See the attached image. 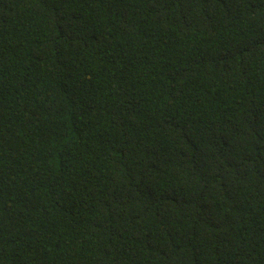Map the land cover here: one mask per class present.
I'll return each mask as SVG.
<instances>
[{"label": "trees", "instance_id": "16d2710c", "mask_svg": "<svg viewBox=\"0 0 264 264\" xmlns=\"http://www.w3.org/2000/svg\"><path fill=\"white\" fill-rule=\"evenodd\" d=\"M0 264H264V0H0Z\"/></svg>", "mask_w": 264, "mask_h": 264}]
</instances>
